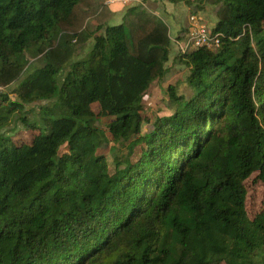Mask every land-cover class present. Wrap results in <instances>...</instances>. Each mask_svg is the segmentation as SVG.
Returning a JSON list of instances; mask_svg holds the SVG:
<instances>
[{
    "label": "trees",
    "instance_id": "trees-1",
    "mask_svg": "<svg viewBox=\"0 0 264 264\" xmlns=\"http://www.w3.org/2000/svg\"><path fill=\"white\" fill-rule=\"evenodd\" d=\"M171 2L215 6L221 43L181 54L188 90L169 85L171 113L144 130L173 43L156 13L111 24L106 0H0V87L46 59L16 100L0 92V264H264L246 187L264 183V0ZM18 120L31 143L5 130Z\"/></svg>",
    "mask_w": 264,
    "mask_h": 264
},
{
    "label": "rangeland",
    "instance_id": "rangeland-1",
    "mask_svg": "<svg viewBox=\"0 0 264 264\" xmlns=\"http://www.w3.org/2000/svg\"><path fill=\"white\" fill-rule=\"evenodd\" d=\"M158 1V0H157ZM166 6L169 5L170 7L174 8V12L176 16H171L167 14V12L164 11V3L158 2L157 8L158 10L155 11L156 13L164 22L167 24L168 28L170 29L171 36L175 37L179 30L183 27V25L186 22V15H188V18H190L189 15L194 13H200L207 21L209 27H213L216 21V7L212 5H197V6H191L188 3L185 2H178L173 3L171 0H162ZM137 0H135L133 3H136ZM138 3V2H137ZM146 3V2H145ZM136 5V4H134ZM148 10L152 11L155 9V5H152L150 3H147ZM206 6L208 8H206ZM190 23V20H189ZM189 27V26H188ZM188 32V28L184 29L180 36L181 39H183ZM179 38V39H180ZM175 40V39H174ZM92 40H89L88 43L83 44L80 47V57H83L86 55L89 50L92 47ZM181 54H183L180 49L178 48L177 44L175 42L171 45V58L168 61V73L167 75L160 80H157L153 83L152 87L149 89V91L146 93L144 97V116H145V122H144V130H148L150 128V122L155 119L157 116H164L171 113V109L169 108V96H168V86L171 84H180V91H187L186 86V77L189 73L188 66L184 64L181 61ZM29 64L27 71L23 74L19 80H16L15 82L11 83L10 85L4 87H0V92L2 93H8L10 98L12 100H16V89L20 85V82L27 77V75L30 73L32 74L28 80H35L37 77V69L42 67L46 59L44 57L39 56L37 58H33L31 55L27 56ZM40 103L37 102L36 104H33V108H36V111L38 112V107ZM31 106H28L31 107ZM96 105H93V109H96ZM32 119L37 118V114L32 111L28 114ZM19 121V120H18ZM112 121V118H104V126L106 127L110 122ZM15 128V129H13ZM7 132H9L10 136L19 144L22 143H31L34 136L39 133V130L30 128L26 125H22V122H18L16 125H9L7 129H5ZM115 145L110 142L107 143L105 146H103L100 149V152L105 154L107 156V159L110 164V168L114 170V164L112 162L113 157L115 155ZM140 153V146L136 148V152L133 155V157L136 159L138 158ZM246 187L248 190V196H247V210L248 214L251 218L255 217L263 208H264V183L258 178L257 173L253 174L247 181H246ZM225 264V263H223Z\"/></svg>",
    "mask_w": 264,
    "mask_h": 264
},
{
    "label": "built area",
    "instance_id": "built-area-1",
    "mask_svg": "<svg viewBox=\"0 0 264 264\" xmlns=\"http://www.w3.org/2000/svg\"><path fill=\"white\" fill-rule=\"evenodd\" d=\"M118 0H106L111 5ZM188 32L183 39H175L174 42L182 53L190 52L198 48H218L220 46V34L214 33L206 19L200 13L190 15Z\"/></svg>",
    "mask_w": 264,
    "mask_h": 264
},
{
    "label": "crops",
    "instance_id": "crops-1",
    "mask_svg": "<svg viewBox=\"0 0 264 264\" xmlns=\"http://www.w3.org/2000/svg\"><path fill=\"white\" fill-rule=\"evenodd\" d=\"M135 0H118L116 2H114L113 4H111L110 6L112 7V9L115 11V16L114 18L112 19L111 21V24H120L122 22V19H123V16L126 12V10L128 9V7L130 6H133L134 4H143L145 7L148 8L147 6V3H150L152 5H155V9L153 10V12L157 11L158 8H157V3L160 2V0H137L136 3H133ZM146 2V3H145ZM162 3H164L162 0H161ZM164 11L167 12V14L171 15V16H176L175 12H174V8L170 7L169 5L166 6V4L164 3ZM206 8H208L206 6ZM190 16V15H189ZM189 26V18H188V15H186V22L185 24L183 25V27L181 28V30H179L178 34L173 37L172 35V40L174 42V39H178L180 36H182L181 32L184 30V29H187Z\"/></svg>",
    "mask_w": 264,
    "mask_h": 264
}]
</instances>
